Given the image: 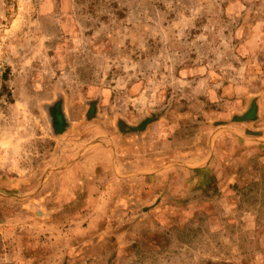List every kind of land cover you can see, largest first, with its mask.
Wrapping results in <instances>:
<instances>
[{
    "label": "rangeland",
    "instance_id": "374dc122",
    "mask_svg": "<svg viewBox=\"0 0 264 264\" xmlns=\"http://www.w3.org/2000/svg\"><path fill=\"white\" fill-rule=\"evenodd\" d=\"M94 133L126 184L39 238L42 159ZM3 215L0 264H264V0H0Z\"/></svg>",
    "mask_w": 264,
    "mask_h": 264
},
{
    "label": "crops",
    "instance_id": "0c3cea01",
    "mask_svg": "<svg viewBox=\"0 0 264 264\" xmlns=\"http://www.w3.org/2000/svg\"><path fill=\"white\" fill-rule=\"evenodd\" d=\"M95 120L94 118H90L86 120V124H93ZM65 123L66 126H64V130H62L63 132L55 134L57 138H62V136L67 137V132L74 126L72 123H69V120H65ZM94 135L95 137L99 136L96 135V133H94ZM116 137L118 138L116 139L119 144L118 151L116 154L112 153L111 157H109L110 155L108 157L99 155L98 148L107 147L102 137L99 136L96 138L97 140L86 142L88 144L84 143L83 146L79 145L82 144V141H78L76 145H73L72 149H75L73 153L71 151H66L65 154L62 152L63 154L61 156L59 152V157L61 158V163L59 164L56 163L54 165L53 161H50V159H53L50 154H47L44 159H42L43 171H41V174L44 176H41L42 178L37 180V184L35 183L30 186V192L23 197L24 201L19 204L25 208V211H23L26 217L25 221L38 228L36 231L39 238H51L52 234H50L49 225L53 224V222L63 225H57V233L67 234L69 230L67 226L65 227V223L66 221L69 222L71 215V209H67V207L86 206L91 204V201L95 198H97L96 201L99 200L100 202L102 190H100L99 193L97 191L95 193L92 191L91 187L93 182L95 183L106 179L108 171L114 176L113 180H116V182L121 181L126 184L125 175L128 173L121 171L124 166L121 164L123 157L119 159L121 156H126L125 152L122 151L123 147H125V142L121 140L122 136L116 135ZM91 149L94 151L92 152ZM109 164L111 165L109 166ZM103 169H105V171H103ZM126 188H128L127 185ZM132 191L133 190L129 189V192H125L126 194L118 195L117 200H127L129 193ZM55 207L64 209L61 217L53 216ZM90 213L91 212L83 208L81 210L75 208V210H73V217L75 221H78L82 215V217L85 215L90 216ZM27 215H31V217ZM63 216H66V218ZM10 220L11 218L9 215H3L0 219V224L8 223ZM14 233H16V231ZM52 243L53 242H50V244ZM19 246L22 248L21 252L23 255H29L28 249H25L23 244ZM24 251H26V253Z\"/></svg>",
    "mask_w": 264,
    "mask_h": 264
},
{
    "label": "trees",
    "instance_id": "16d2710c",
    "mask_svg": "<svg viewBox=\"0 0 264 264\" xmlns=\"http://www.w3.org/2000/svg\"><path fill=\"white\" fill-rule=\"evenodd\" d=\"M60 119H62V118H61V114H60ZM62 121L64 122V120H63V119H62ZM60 131H61V128H60Z\"/></svg>",
    "mask_w": 264,
    "mask_h": 264
}]
</instances>
